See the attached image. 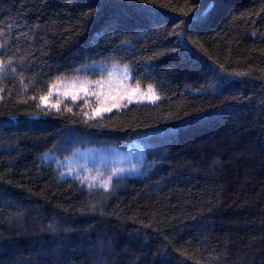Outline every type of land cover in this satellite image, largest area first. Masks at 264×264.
Instances as JSON below:
<instances>
[{
    "label": "trees",
    "instance_id": "16d2710c",
    "mask_svg": "<svg viewBox=\"0 0 264 264\" xmlns=\"http://www.w3.org/2000/svg\"><path fill=\"white\" fill-rule=\"evenodd\" d=\"M0 60V264H264V0H0ZM91 64L158 100L43 105ZM134 141L107 188L45 159Z\"/></svg>",
    "mask_w": 264,
    "mask_h": 264
},
{
    "label": "rangeland",
    "instance_id": "374dc122",
    "mask_svg": "<svg viewBox=\"0 0 264 264\" xmlns=\"http://www.w3.org/2000/svg\"><path fill=\"white\" fill-rule=\"evenodd\" d=\"M125 66L112 64H91L83 70V74L72 78L62 79L57 81L56 88L51 89V95L47 101H43V105L50 109H58L65 101H79L86 107L88 116H100L105 111H100L99 115L93 114V109L100 108V102L97 100L96 93L103 91L105 94L112 91L115 95L118 89H133L137 85L130 81V71L128 76H124ZM109 72L113 75L109 76ZM96 81H100L97 84ZM84 83L88 89L87 92L79 91L77 99L73 100L71 96H65L63 93L70 90L74 85L79 86ZM102 85V87H101ZM141 92H147V88L139 87ZM156 94V93H155ZM157 96V95H156ZM158 100L137 99L135 96L129 101L127 97L121 98L117 101L118 106L112 107L111 110L118 109L132 102H155ZM57 107H50L55 105ZM111 99L105 101V106H110ZM110 110V111H111ZM109 112V111H107ZM46 160H51L64 176L79 179L87 185H99L104 187V183L110 181L112 178L120 175H138L148 166V162L144 160V149L141 142H131L127 149L121 150L111 145L100 146H85L75 148L71 154L62 156L47 154ZM135 165L136 167H133ZM113 169H123L124 171H116ZM95 178V179H92Z\"/></svg>",
    "mask_w": 264,
    "mask_h": 264
},
{
    "label": "snow or ice",
    "instance_id": "6c2138e0",
    "mask_svg": "<svg viewBox=\"0 0 264 264\" xmlns=\"http://www.w3.org/2000/svg\"><path fill=\"white\" fill-rule=\"evenodd\" d=\"M138 2L140 4H144V3H148L149 0H138ZM193 8H195V5H193ZM95 11L94 9H89L88 12L84 13V17L86 18H90L92 16L95 15ZM191 11V9H190ZM185 15H188L187 13H185ZM189 23H197L199 22V17L195 14L192 15V17L190 18V20L188 21ZM185 24V21L184 20H181L180 21V25H176L175 28H174V31L173 33H171L172 35H175L177 36L178 38L183 36L184 35V32H183V29H182V26ZM177 43L179 44L180 41L179 39L177 40ZM169 51L171 52H179V48H172L170 49ZM95 63V62H94ZM8 66H11L10 63ZM5 64L2 60H0V73L4 72L5 70ZM83 67H87V66H83ZM220 69H223V65H219ZM129 68L127 66H125L124 68V72H123V75L124 76H128L129 74ZM113 75L112 72H109V76ZM59 79V78H57ZM97 84H100V81H96ZM222 83V78H217V81H216V87H219L220 84ZM102 87V85H101ZM49 88H50V91L41 95L39 97V99L41 101H47L49 96L51 95V89H55L56 88V84H50L49 85ZM79 91H85L87 92L88 89L86 87V85L84 83H81L79 86H76L74 85L70 90H66L63 94L65 96H71L73 100L77 99V94ZM96 96H97V100L100 102V108L98 109H93V114L94 115H99L100 114V111H110L112 107H117L118 104H117V101L121 98H124V97H127V99L129 101H131V99L133 98V96H135L137 99H148V100H155L157 99V96L155 94V91L152 87V85H149L148 87V91L145 93V92H141L140 91V88H139V85H137L136 88H133V89H127V88H123V89H118L116 94L113 95L112 94V91L109 90V92L107 94H105L103 91H100V92H97L96 93ZM111 99V103H110V106H105V101L107 99ZM50 107H57L58 108V103L55 104V105H50ZM70 111V109H69ZM84 115L85 116H88V113L87 112H84ZM47 155V153L45 154ZM133 167H136L135 165H133ZM116 171H124L123 169H113V173H115ZM92 179H95V178H92ZM112 179L111 176H109L108 180L110 181ZM109 185H108V182H105L104 183V187L107 188Z\"/></svg>",
    "mask_w": 264,
    "mask_h": 264
}]
</instances>
